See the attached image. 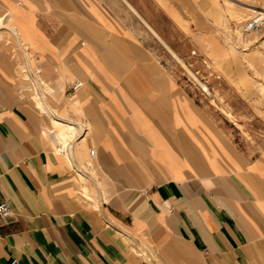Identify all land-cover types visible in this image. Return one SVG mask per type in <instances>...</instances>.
<instances>
[{
    "label": "crops",
    "instance_id": "obj_1",
    "mask_svg": "<svg viewBox=\"0 0 264 264\" xmlns=\"http://www.w3.org/2000/svg\"><path fill=\"white\" fill-rule=\"evenodd\" d=\"M177 1L0 0V264H264V153L141 39Z\"/></svg>",
    "mask_w": 264,
    "mask_h": 264
},
{
    "label": "rangeland",
    "instance_id": "obj_2",
    "mask_svg": "<svg viewBox=\"0 0 264 264\" xmlns=\"http://www.w3.org/2000/svg\"><path fill=\"white\" fill-rule=\"evenodd\" d=\"M174 3L177 11L191 13L193 18L189 15L186 26L153 18L166 43L146 26L141 39L193 94L198 106L213 108L222 122L233 124L236 137L247 140L249 153H264V95L259 92L264 87V21L256 29L244 30L242 42L237 39V30L244 24L247 29L253 21L250 14L257 7L264 8V0H199L195 7ZM173 106L179 112L187 109L177 98ZM176 121L186 123L189 119L180 115Z\"/></svg>",
    "mask_w": 264,
    "mask_h": 264
},
{
    "label": "bare ground",
    "instance_id": "obj_3",
    "mask_svg": "<svg viewBox=\"0 0 264 264\" xmlns=\"http://www.w3.org/2000/svg\"><path fill=\"white\" fill-rule=\"evenodd\" d=\"M243 2V1H242ZM187 4V3H186ZM241 4V3H240ZM188 5V4H187ZM243 5V4H242ZM244 6V5H243ZM252 9H253V7H251ZM256 8V7H255ZM258 8H260L261 9V11H257L258 10ZM228 10V9H227ZM257 10H254L251 14H250V18L251 19H253V21L252 22H255L257 25L258 24H260V23H262V21H264V8H261V7H257ZM235 11V10H234ZM197 12V11H196ZM245 14V13H244ZM239 16V15H238ZM237 17V16H236ZM249 20V19H248ZM239 22H241V21H239ZM238 24V23H237ZM246 28V25L244 24L242 27H241V29H239V30H237V39L240 41V42H242V40H243V37H244V30H248L249 29V25H247V29H245ZM204 40H206V39H204ZM203 51V50H202ZM235 52V53H234ZM233 53L235 54V55H237V53H236V51H234L233 50ZM255 54V53H254ZM254 56H259V54H255ZM21 66H19L16 70H17V72H21L20 70H21ZM24 75H26V74H24ZM27 76V75H26ZM30 80V79H29ZM31 81V80H30ZM31 87H32V89L34 90V87H33V83L31 82ZM83 87V86H82ZM203 89H206L207 90V88L206 87H204ZM80 90V89H79ZM251 90H252V88H251ZM260 91V94L261 95H264V87H262V88H260L259 89ZM32 97V102H33V104H35V106L40 110V111H43V112H47V110H48V103L50 102V99L49 100H47V102L48 103H45L43 100H41L39 97H37V95L35 94V93H33V94H30ZM80 94L79 93H76V95H75V97H73L71 100L73 101V102H75L77 105H78V102H80ZM31 102V101H30ZM225 113L227 114V115H230V113H228L227 111H225ZM49 116V115H48ZM52 120H53V122H54V124H55V126H56V131H55V136H56V140L57 141H61L62 143L66 140V138L68 137V136H70L71 134H72V130H73V127L72 126H67V125H65V124H63V123H61V122H59L58 120H56V119H53L52 118ZM238 121V120H237ZM241 122V121H240ZM238 124V123H237ZM66 128H69V133L68 134H66L65 132V130H66ZM214 143H217V146L215 145V144H213L214 145V148H215V150L217 151H219V153H217L218 154V159H221V160H223V159H225L226 157H228V152L226 151V150H224V149H222V148H220V146H219V144H218V142H214ZM93 152H94V150H93ZM94 155V154H93ZM93 155H90V156H92L93 157Z\"/></svg>",
    "mask_w": 264,
    "mask_h": 264
},
{
    "label": "built area",
    "instance_id": "obj_4",
    "mask_svg": "<svg viewBox=\"0 0 264 264\" xmlns=\"http://www.w3.org/2000/svg\"><path fill=\"white\" fill-rule=\"evenodd\" d=\"M249 29H256L259 27V24L257 25L255 22H250ZM90 154L93 155V149H90ZM11 215L9 206L5 200L0 201V222H7ZM8 264H20L17 258H12Z\"/></svg>",
    "mask_w": 264,
    "mask_h": 264
}]
</instances>
